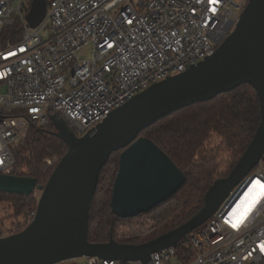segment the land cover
Returning <instances> with one entry per match:
<instances>
[{
	"label": "built area",
	"instance_id": "built-area-1",
	"mask_svg": "<svg viewBox=\"0 0 264 264\" xmlns=\"http://www.w3.org/2000/svg\"><path fill=\"white\" fill-rule=\"evenodd\" d=\"M249 2L220 0L208 4L212 13L204 0H50L44 20L31 28V5L0 0V175H14L13 148L32 124L44 128L57 116L82 138L153 85L212 57ZM17 24L19 37L7 34ZM87 45L91 58L81 59ZM262 161L203 226L147 263L85 264H264V193L255 183L264 184Z\"/></svg>",
	"mask_w": 264,
	"mask_h": 264
},
{
	"label": "water",
	"instance_id": "water-1",
	"mask_svg": "<svg viewBox=\"0 0 264 264\" xmlns=\"http://www.w3.org/2000/svg\"><path fill=\"white\" fill-rule=\"evenodd\" d=\"M47 0H33L28 26L44 20ZM249 84L260 104L261 120L253 139L232 172L217 180L206 194L204 207L185 224L140 245L88 240L89 218L100 173L114 152L123 150L111 209L121 219L146 214L176 194L186 177L152 140L138 137L158 121L193 104ZM52 117L54 135L67 152L47 184L36 178L0 175V192L30 197L42 192L34 220L23 231L0 238V264H60L99 258L143 261L203 226L230 192L264 159V0H250L236 29L215 54L183 74L170 77L113 111L82 138Z\"/></svg>",
	"mask_w": 264,
	"mask_h": 264
},
{
	"label": "trees",
	"instance_id": "trees-1",
	"mask_svg": "<svg viewBox=\"0 0 264 264\" xmlns=\"http://www.w3.org/2000/svg\"><path fill=\"white\" fill-rule=\"evenodd\" d=\"M19 30L20 25L17 24L15 28L8 30L7 34L15 33L17 36ZM260 120L257 93L251 85L245 84L210 101L183 108L142 131L138 137L152 140L183 172L186 182L171 198L148 213L138 216L153 214V220L156 222L144 231V237L118 243H147L194 217L204 207L205 196L214 183L226 178L239 162L253 139ZM55 130L53 121L44 128L31 125L25 141L13 148L16 159L14 175L36 178L40 185L48 178L50 173L44 171V160L54 155L64 156L63 149L67 147L64 141L52 134L51 131ZM213 135L219 136L232 153L233 161L227 174L220 172V165L217 163L218 152L209 146ZM122 151L114 152L100 173L89 218L88 240L91 243L109 242L116 223L124 220L114 215L111 209L112 189ZM111 165H114L115 172L110 175V171H105ZM34 194L26 198L23 195L0 192V199L12 200L17 213L22 214L25 209L35 205Z\"/></svg>",
	"mask_w": 264,
	"mask_h": 264
},
{
	"label": "rangeland",
	"instance_id": "rangeland-1",
	"mask_svg": "<svg viewBox=\"0 0 264 264\" xmlns=\"http://www.w3.org/2000/svg\"><path fill=\"white\" fill-rule=\"evenodd\" d=\"M47 1L49 4L50 0ZM24 2L30 6L33 0H24ZM47 36H48L47 33L42 34L43 39H47ZM92 50L93 47L91 45L85 46L78 52L79 57L81 59H86V60L90 59L92 55ZM60 124L63 125L65 129H69V126L65 123L63 119L60 120ZM209 146L211 147L212 150L218 152L217 163L218 165H220V172L222 174H227L229 170L228 168L230 167L233 161L232 153L228 151V149L225 147V144L223 143V140L217 135H213L211 137V139L209 140ZM63 152L66 154L67 147L63 149ZM63 157L64 156H60V155L47 157L44 160V171L47 174L50 173L51 175ZM262 163L264 166V159ZM108 171H110V175L113 174L115 172L114 165L109 166L105 171V173H107ZM50 175L48 176V178L45 179V181L41 185L45 186L47 184ZM41 195L42 192L37 190L33 196L35 205L32 206L31 208L25 209L22 214L17 213V209L15 208V204L13 203L12 200L5 198L0 199V237H7L19 233L18 231H23L28 225L32 223L36 215V211H37L36 208H38L37 205L39 204ZM155 224L156 222L153 220V214L145 215L132 220L118 221L113 229L114 234H111L110 238L118 242V241H131L137 237H144L146 235L144 231H146L149 227L154 226ZM85 263H86V259L82 258V259L67 261L62 264H85ZM171 264H185V262H178V260L173 259L171 261Z\"/></svg>",
	"mask_w": 264,
	"mask_h": 264
},
{
	"label": "snow or ice",
	"instance_id": "snow-or-ice-1",
	"mask_svg": "<svg viewBox=\"0 0 264 264\" xmlns=\"http://www.w3.org/2000/svg\"><path fill=\"white\" fill-rule=\"evenodd\" d=\"M198 2H199V0H198ZM219 3H220V0H204V10L205 11H210L212 13H215L216 10H217L216 7L209 8L208 4L217 5ZM129 23H131L130 20H129ZM109 47H111V45H109ZM21 51H24V49H21ZM14 55H16V53H13V52H9L8 53V56H14ZM7 58H8L7 56L4 57V59H7ZM29 71H31V69H29ZM255 183L259 187L260 191L262 193H264V184H261L259 181H256ZM231 227L236 229V228L239 227V225L234 223V224L231 225ZM260 251L264 252V245L260 246Z\"/></svg>",
	"mask_w": 264,
	"mask_h": 264
},
{
	"label": "flooded vegetation",
	"instance_id": "flooded-vegetation-1",
	"mask_svg": "<svg viewBox=\"0 0 264 264\" xmlns=\"http://www.w3.org/2000/svg\"><path fill=\"white\" fill-rule=\"evenodd\" d=\"M52 132V134H55V133H57V130H55V131H51Z\"/></svg>",
	"mask_w": 264,
	"mask_h": 264
}]
</instances>
